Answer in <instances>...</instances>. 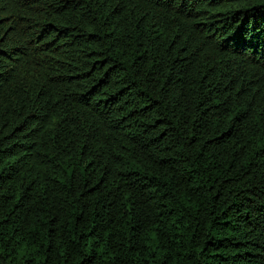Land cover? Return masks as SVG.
I'll use <instances>...</instances> for the list:
<instances>
[{
  "label": "trees",
  "instance_id": "obj_1",
  "mask_svg": "<svg viewBox=\"0 0 264 264\" xmlns=\"http://www.w3.org/2000/svg\"><path fill=\"white\" fill-rule=\"evenodd\" d=\"M0 264H264V0H0Z\"/></svg>",
  "mask_w": 264,
  "mask_h": 264
}]
</instances>
